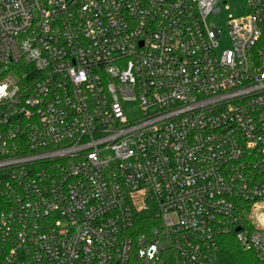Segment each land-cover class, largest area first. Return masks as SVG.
I'll return each instance as SVG.
<instances>
[{
    "label": "built area",
    "instance_id": "obj_1",
    "mask_svg": "<svg viewBox=\"0 0 264 264\" xmlns=\"http://www.w3.org/2000/svg\"><path fill=\"white\" fill-rule=\"evenodd\" d=\"M242 1L218 53L225 0H0V264H216L227 235L264 264V0Z\"/></svg>",
    "mask_w": 264,
    "mask_h": 264
},
{
    "label": "rangeland",
    "instance_id": "obj_2",
    "mask_svg": "<svg viewBox=\"0 0 264 264\" xmlns=\"http://www.w3.org/2000/svg\"><path fill=\"white\" fill-rule=\"evenodd\" d=\"M218 7L220 11L214 14H211L207 17V22L212 27H218L221 32V37L219 38V49L218 53H221L223 50L229 47V37H228V28H227V19L233 15H239L244 11V3L242 0H225V2H220ZM15 78L16 74L14 71H8L7 66H0V78L4 77ZM129 114L131 117L138 115V105L136 103H128L127 105ZM111 152H106L104 155H110Z\"/></svg>",
    "mask_w": 264,
    "mask_h": 264
},
{
    "label": "trees",
    "instance_id": "obj_3",
    "mask_svg": "<svg viewBox=\"0 0 264 264\" xmlns=\"http://www.w3.org/2000/svg\"><path fill=\"white\" fill-rule=\"evenodd\" d=\"M3 208L4 202L0 195V210ZM221 242L220 256L216 264H261L256 254L242 248L234 236H222Z\"/></svg>",
    "mask_w": 264,
    "mask_h": 264
}]
</instances>
